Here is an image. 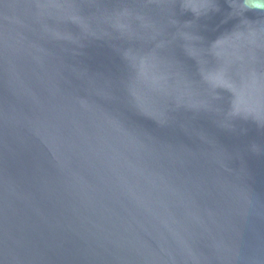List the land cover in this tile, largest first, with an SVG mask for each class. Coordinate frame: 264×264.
<instances>
[{"label": "water", "instance_id": "95a60500", "mask_svg": "<svg viewBox=\"0 0 264 264\" xmlns=\"http://www.w3.org/2000/svg\"><path fill=\"white\" fill-rule=\"evenodd\" d=\"M0 264H264V9L0 0Z\"/></svg>", "mask_w": 264, "mask_h": 264}, {"label": "clouds", "instance_id": "9594fccd", "mask_svg": "<svg viewBox=\"0 0 264 264\" xmlns=\"http://www.w3.org/2000/svg\"><path fill=\"white\" fill-rule=\"evenodd\" d=\"M244 8H261L264 9V0L259 3H253L251 0H244Z\"/></svg>", "mask_w": 264, "mask_h": 264}]
</instances>
